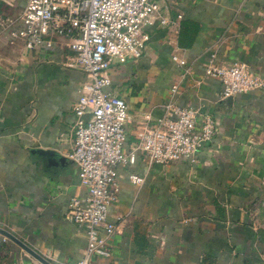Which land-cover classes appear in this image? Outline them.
<instances>
[{
  "label": "crops",
  "instance_id": "0c3cea01",
  "mask_svg": "<svg viewBox=\"0 0 264 264\" xmlns=\"http://www.w3.org/2000/svg\"><path fill=\"white\" fill-rule=\"evenodd\" d=\"M159 1L171 24L148 27L143 56L108 71L107 90L125 101L131 117L124 150L133 151L146 116L152 124L165 114L174 84L177 105L209 115L214 136L194 163L150 164L135 151L133 164L116 168V201L108 209L116 231L106 256L93 262L264 264V93L235 96L229 105L220 82L205 76L209 61L242 62L264 76V0ZM25 5L0 0V23L19 17ZM57 40L26 49L0 32V229L51 264H75L86 239L65 216L70 200H84L86 192L67 155L85 76L65 66L71 57ZM34 150L55 153L52 163ZM18 259L41 264L0 235V264Z\"/></svg>",
  "mask_w": 264,
  "mask_h": 264
},
{
  "label": "built area",
  "instance_id": "2783aa9c",
  "mask_svg": "<svg viewBox=\"0 0 264 264\" xmlns=\"http://www.w3.org/2000/svg\"><path fill=\"white\" fill-rule=\"evenodd\" d=\"M159 0H26L17 18H5L0 32L7 30L12 41L26 49L51 48L57 39L71 59L66 67L81 71L85 80L78 89L72 112L73 145L67 155L78 168L80 186L86 197L70 200L65 216L68 223L83 229L86 246L75 264H95L93 257L106 256L108 240L116 231L108 221V209L116 201L118 166L131 165L139 151L150 164L167 166L188 160L195 162L199 149L214 136V121L189 107L176 103L178 85L168 93L165 114L141 128L133 151L124 150L125 126L130 122L127 104L108 91L109 69L140 59L150 40L147 28L155 23L168 27L171 20ZM189 74L186 62L175 59ZM206 77L222 86L221 100L260 91L264 76L252 73L242 62L217 65L209 61ZM135 185L143 179L130 175ZM10 264H27L14 260Z\"/></svg>",
  "mask_w": 264,
  "mask_h": 264
},
{
  "label": "water",
  "instance_id": "95a60500",
  "mask_svg": "<svg viewBox=\"0 0 264 264\" xmlns=\"http://www.w3.org/2000/svg\"><path fill=\"white\" fill-rule=\"evenodd\" d=\"M226 103H228L229 105L232 103V98H228L226 100ZM32 153L35 154H39L41 156L47 157L48 161L50 163H52V161L50 160V158H53L55 156V153L51 152V151H43V150H34L32 151ZM58 161L60 163L64 162L65 160L63 158H59ZM56 162V161H55ZM0 235L8 238L9 240H11L13 243H15L18 247H20L24 252H26L30 257H32L33 259H35L36 261H38L41 264H51L50 262H48L47 260H45L41 255L37 254L35 251H33L32 249H30L29 247H27L24 243H22L20 240H18L17 238H15L14 236H12L10 233L0 229Z\"/></svg>",
  "mask_w": 264,
  "mask_h": 264
}]
</instances>
